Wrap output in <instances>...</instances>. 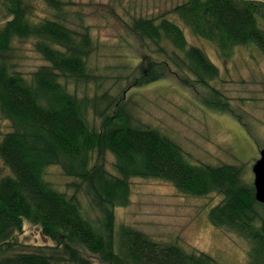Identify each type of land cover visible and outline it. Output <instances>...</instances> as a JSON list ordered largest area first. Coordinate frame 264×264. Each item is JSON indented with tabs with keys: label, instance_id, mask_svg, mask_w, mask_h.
Instances as JSON below:
<instances>
[{
	"label": "trees",
	"instance_id": "trees-1",
	"mask_svg": "<svg viewBox=\"0 0 264 264\" xmlns=\"http://www.w3.org/2000/svg\"><path fill=\"white\" fill-rule=\"evenodd\" d=\"M1 2L11 19L0 28V118L11 129L0 132V162L9 171L0 174V264H92L90 257L104 264H218L209 253L157 241L117 222L116 209L130 203L133 178L163 180L193 197L222 196L209 221L249 241L248 264H264V204L256 200L244 167L192 162L162 130L137 122L127 96L133 87L170 73L185 86L205 89L210 109L240 118L211 84L219 68L189 44L184 28L214 43L221 58L232 57L237 47L264 55V0H184L159 17L135 16L130 33L168 61L141 55L133 66L138 74L115 94L88 92L99 76L90 66L97 44L81 14L73 27L61 0H44L54 12L45 18H36L32 0ZM30 39L45 63L28 78L9 57L15 41ZM107 154L114 158L113 171L106 167ZM54 166L74 179L67 184L73 194L48 180ZM25 222L53 245L13 251Z\"/></svg>",
	"mask_w": 264,
	"mask_h": 264
},
{
	"label": "rangeland",
	"instance_id": "rangeland-1",
	"mask_svg": "<svg viewBox=\"0 0 264 264\" xmlns=\"http://www.w3.org/2000/svg\"><path fill=\"white\" fill-rule=\"evenodd\" d=\"M32 1L37 7L36 18L53 17L54 12L44 0ZM61 1L68 4L66 9L71 13L68 24L76 27L79 23L76 13L81 14L91 26V34L96 40L97 49L90 66L99 76L90 84L89 94L94 90L98 94L103 91L115 94L138 74L133 66L141 55L149 54L155 61H168L167 56L156 50L144 49L140 40L130 33L128 23L139 15L159 17L184 0ZM168 17L182 26L174 14L170 13ZM9 19L11 17L0 0V28ZM184 29L189 44L202 48L219 68L220 75L211 84L221 91L232 113L241 119L210 109L204 102L205 89L185 86L170 73L165 79L133 87L127 92L134 116L138 123L159 128L175 140L192 162L243 166L246 177L253 181V166L264 148V55L254 47H237L232 57L221 58L214 43L197 38L189 29ZM34 42V39L15 41L9 57L13 59L14 67L28 78L45 63L35 51ZM95 122L100 125L99 119ZM10 129V122L0 118V132L6 133ZM0 166L2 176L9 173L2 162ZM106 167L113 171L114 158L110 154L106 156ZM47 178L61 190L73 194L67 184L74 179L65 177L59 167H50ZM130 182L129 205L116 209L119 224L132 226L157 241L178 242L190 252L209 253L218 264L249 263V241L213 226L208 219L209 210L223 199L222 196H189L159 179L133 178ZM80 199L87 205L84 194H80ZM89 215L93 217L96 212L90 210ZM28 245L53 243L43 237L39 227L25 222L23 231L14 237L13 251ZM89 260L92 264H104L98 257Z\"/></svg>",
	"mask_w": 264,
	"mask_h": 264
},
{
	"label": "water",
	"instance_id": "water-1",
	"mask_svg": "<svg viewBox=\"0 0 264 264\" xmlns=\"http://www.w3.org/2000/svg\"><path fill=\"white\" fill-rule=\"evenodd\" d=\"M253 173L256 200L264 204V148L260 152V158L253 166Z\"/></svg>",
	"mask_w": 264,
	"mask_h": 264
}]
</instances>
